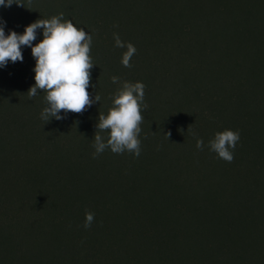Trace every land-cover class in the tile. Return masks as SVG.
<instances>
[{
	"label": "rangeland",
	"instance_id": "1",
	"mask_svg": "<svg viewBox=\"0 0 264 264\" xmlns=\"http://www.w3.org/2000/svg\"><path fill=\"white\" fill-rule=\"evenodd\" d=\"M22 1L31 10L27 15H14L15 4L7 8L0 6L6 30L25 28L37 19L56 16L49 10L50 0ZM76 7L70 15L63 14L61 22L68 21L69 16L78 29L92 37L88 55L93 66L89 69L87 91L93 101L98 95L99 102H93L81 114L70 112L63 120L52 118L46 123L41 113L47 106V93L39 90L32 98L27 93L35 84L36 61L31 48L21 46L23 62L9 61L5 68H0V86H3L0 87V184L6 182V186L0 187V199L10 204L21 196L34 197L43 190L46 196H51L52 191L58 194L47 207L41 205L27 220L9 227L3 226L0 220V252L12 251L9 231H33L40 224L43 227L46 223L40 217L45 214L54 215L65 223L64 231L69 239L64 246L62 244V256L68 264H137V258H141L140 264H161L160 260L167 254L171 258L172 252L164 251L165 247L155 251L138 241L129 221L131 212L137 211L135 205L147 209L154 205L155 196L149 198V189H152L156 190V195L169 193L173 204H186L189 214L196 216L195 220L181 224L191 252L178 264H213L216 236L221 232L220 226L214 223L219 214L221 218L239 220L234 222V239H243L250 248L249 264H262L264 249L259 252L257 248L258 245L264 248L258 244L257 232L261 230L256 226L257 218L253 217L264 215V199L261 198L264 173L257 170L258 165L252 169V159L257 157V164L264 161V144L255 145L264 142V120L260 118L264 113V65L258 64L264 60V0H81ZM113 33H118L125 44L132 43L136 47L131 68L122 65L127 48L115 46ZM42 39L43 30L38 29L33 45ZM169 50L170 55L160 54ZM242 59L246 65L253 66L255 72L241 70L237 63ZM197 66L201 73L192 74L190 69ZM29 74L33 76L31 81L24 78ZM114 76L119 78L118 83L112 82ZM162 78L170 79L160 85ZM133 81L142 82L148 93L144 95L147 109L141 111L139 157L127 151L115 154L106 149L93 158L99 114L108 115L116 93L122 89L119 84ZM7 83L19 87L20 101L6 90L9 89ZM184 86L188 93L179 100L178 93ZM248 87L253 88V92ZM173 94L176 95L171 101L168 97ZM149 110L152 113L145 112ZM224 130L239 131L240 140L234 155L246 159L239 161L241 170L232 171L234 175L227 183H221V178L233 163L218 158L208 147L215 134ZM248 131L257 135L253 138L256 143L251 146L244 135ZM109 132L99 131L105 142ZM197 138L204 141L203 151L196 147ZM133 168H137L135 174ZM136 176L142 187L133 184ZM244 177L246 186L251 187L249 192H255L254 199L250 198L252 201L246 205L248 210L241 205L249 199L242 184ZM106 178L109 185L99 188L98 181ZM25 181L29 189L22 193L18 184ZM233 182L238 187H234ZM125 184H129L126 190L120 191ZM62 187L66 189L62 191ZM135 188L145 191L133 205L130 202H134L131 194L135 193ZM104 191H108V196ZM121 198L124 199L122 205ZM80 203L86 209L96 210L97 214L112 208L113 217L104 223L94 218L91 227L85 229V215L81 218H76V213L66 215V209L70 212L72 206ZM217 203L222 205L217 206ZM169 208L170 205L164 204L159 213L169 214ZM9 214L0 204V218L6 220ZM139 218L150 224V217L145 220L139 215ZM148 230L157 236L176 237L178 234L175 225L161 221L156 226L149 225ZM202 230L210 235L205 242L214 244L216 252H203L197 245V235ZM33 232L27 247L36 250L39 243L48 245L45 251V259H48L50 246H53ZM108 246L114 247L117 253L105 249ZM178 255L180 258L185 255L182 248Z\"/></svg>",
	"mask_w": 264,
	"mask_h": 264
},
{
	"label": "clouds",
	"instance_id": "2",
	"mask_svg": "<svg viewBox=\"0 0 264 264\" xmlns=\"http://www.w3.org/2000/svg\"><path fill=\"white\" fill-rule=\"evenodd\" d=\"M13 4L24 7L18 0H0V6L5 8ZM62 20L63 13L51 19H37L25 27L23 34L10 30L9 34L5 35L6 21L0 18V68H5L9 61L23 62L21 46L31 48L36 61L33 69L35 84L27 93L30 98L37 96L39 90L47 93L45 97L47 106L41 113V119L46 123L52 118L63 120L70 112L81 114L86 107H90L93 102H99L100 99L96 95L93 101L87 91L90 83L89 69L93 66L88 55L92 37L83 29H78L71 20L61 22ZM38 29L43 30V39L33 45ZM113 38L116 47L127 48L121 63L124 67L131 68L130 61L137 52L136 47L132 43L125 44L118 33H113ZM112 82L118 83L119 78L112 77ZM145 87L142 82L134 84L125 82L122 89L116 93L108 115L99 114L97 129L110 132L105 142L99 131H96L93 158L106 149L115 154L127 151L139 157L141 142L138 136L143 121L141 111L147 109V105L144 104ZM61 112L64 115H61ZM239 140V131L224 130L215 134L208 147L218 155V158L231 163ZM196 147L203 151V139L197 138ZM94 218V213L86 212L83 227L90 228Z\"/></svg>",
	"mask_w": 264,
	"mask_h": 264
},
{
	"label": "trees",
	"instance_id": "3",
	"mask_svg": "<svg viewBox=\"0 0 264 264\" xmlns=\"http://www.w3.org/2000/svg\"><path fill=\"white\" fill-rule=\"evenodd\" d=\"M19 3H22L24 5V7L21 6H14L16 7V13L14 15L17 16H22V15H27L28 13L31 12V10L29 9L27 3L25 1L22 0H18ZM81 2V0H50L49 4V10H51L56 16H59L61 13L65 14V15H70V12H73V8L75 7L77 9V5ZM19 11V12H18ZM35 11V10H33ZM45 15V14H43ZM16 16V17H17ZM128 17V15H127ZM0 18H2V16L0 15ZM13 18H15L13 16ZM69 18V20H72L71 17H67L66 20ZM3 19V18H2ZM5 21V19H3ZM73 22H75V20H72ZM77 21V20H76ZM25 28H21V27H15V29H8L6 31L5 35L9 34V31H15L18 34H23ZM8 33V34H7ZM160 54L162 55H170L171 51H166V52H160ZM159 54V55H160ZM237 64L238 67L243 70V71H254V67L251 65H246V63L244 62V59H242V62H238ZM259 65H261L263 67L264 65V60H261L259 63ZM258 67V65H257ZM200 68L199 66L190 69L192 74H198L201 73L200 72ZM255 72V71H254ZM1 74V72H0ZM17 74V73H16ZM5 77V76H3ZM14 77H16V75H14ZM33 76L29 75H25L24 78L28 79L29 81L33 80L32 79ZM11 79V77H8ZM170 78H162V80L160 81V85L163 84V82L168 81ZM132 80H134V77L132 78ZM133 84L136 83V81L132 82ZM120 87H123V84H119ZM7 86L9 89L6 88V90L11 91L12 95L18 100L20 101L21 98L19 97V93H20V89L19 87H14L12 84H8ZM30 86V83H29ZM112 86V83H111ZM0 87H3L2 85ZM160 87V86H159ZM181 89H183V91H181ZM181 89L177 88L178 91H181V93L179 94L178 99L181 100L182 96L183 99L185 98L186 92L187 91V86H184V88L182 87ZM248 89L251 90V92H253V88L248 87ZM248 89L246 91V93H248ZM253 89V90H252ZM185 90V91H184ZM145 94H148L146 91H144ZM176 94H173L172 96L168 97L171 101L174 100ZM197 95L198 92H197ZM38 100H42L38 98ZM214 102H216V100H214ZM238 102V100L236 101ZM5 103L8 104V102L6 101ZM217 103V102H216ZM143 111V110H142ZM148 113H152V110L149 111H145ZM260 118L264 120V113L262 114V116L260 115ZM246 125V124H245ZM251 125L248 126V128H250ZM246 128V127H245ZM240 130L245 131L242 127H240ZM245 137L249 138L247 139V143L251 146L254 145L256 143V140H254L253 138L257 137L256 134L253 133V131H248L247 133L245 132ZM264 144L261 143V145L259 144V142H257L255 145L256 146H262ZM218 157V155H217ZM242 160L245 162L246 159L242 158V156L239 157H235L234 155V160L232 161L233 165H231L230 167L226 168L224 171L225 173L223 174L222 178H221V183H227L228 180L230 179V177H232L233 172L235 171L237 172L238 170H241V168H238L239 165V161ZM253 168L255 169L256 166L257 170H259L260 172L264 173V161L262 163L257 164V157L253 158ZM118 167V166H117ZM116 167V168H117ZM120 167V166H119ZM134 171L133 173L135 174V171H137V168H133ZM148 174L147 176L150 175V173H146ZM111 175V174H110ZM15 175H12V177H14ZM225 176V177H224ZM119 177V176H118ZM227 177V178H226ZM16 179H19V177H14ZM136 178H138L137 176L135 177V181L133 182V184H138V187H142V185L140 184V180L138 181ZM142 178L143 180H145L144 178V173L142 174ZM229 178V179H228ZM203 179V178H201ZM108 178L103 179L98 181V185L99 188H103L104 186H108L109 182L107 181ZM141 180V181H143ZM2 184H0V187H3L4 185L6 186V182L3 181ZM17 184V183H16ZM246 195H248V200H245L244 203L242 205L244 210H248V208H246V205L248 203V201H252L255 197V192H249L250 188L249 186H246L247 184V180L246 177H244L243 182H242ZM20 188L22 187L23 192H25L27 189H29V183H27V181L25 182H21L20 184ZM129 184H125L123 186L120 187V191H124L126 190V186ZM234 187H238V185L233 182ZM67 188V186H65ZM62 187V191H64L66 188ZM65 188V189H64ZM144 188V187H143ZM64 189V190H63ZM136 191L135 193L131 194L134 202H130V204H136V202L139 200L141 194H144V191L141 192V189H137L135 188ZM146 189V188H145ZM243 189V188H242ZM149 192V198H153V196H155V200L152 204H154L151 208L147 209V208H139L136 207L135 208L137 211L141 212L139 214V212L135 211V212H131L130 216H129V221H131V226L134 227L137 236H138V241L146 244L147 246H151L153 248H155V251H160L162 247H165L163 250L167 251V252H172L171 254V258L169 257V255L167 254L164 259L160 260L161 264H167L170 262V264H178L180 263L184 257L188 258L190 256V252H191V248L189 246V243L186 241V237L184 236L182 230H181V224L183 221L188 220V222H191V220H195L196 216L194 215H190L189 212L190 210L186 209V204L182 205V204H173L172 203V197H170L169 193H158V195H156V190L153 191L152 189ZM61 191V192H62ZM173 192H176V190H173ZM52 195L50 196H46V190H43L41 192V194L35 193L34 197H22L17 199L16 202H11L10 204H8V202H6V200H1L0 199V204L2 206H4V209L6 210V212L10 213L9 215H7L6 220H1V223L3 226L5 227H9L10 225H12L15 222H19V221H24L29 219V217H32L35 212L36 209L38 207H40L41 205H43L44 207H47L48 204L50 202H52L53 200H55L57 198V195L55 194L56 192L52 191L51 192ZM105 195L108 196V191H104L103 192ZM264 191L261 192V198L264 199ZM243 195V194H242ZM252 200H251V199ZM47 199V200H46ZM51 200V201H50ZM49 201V202H48ZM111 201H113V199H111ZM124 199H120L119 203L122 205ZM41 203V204H39ZM118 203V204H119ZM164 204L170 205V210L171 212L169 214L166 213H159L160 208H162V206ZM220 205H222V203H220ZM219 203H217V206H220ZM120 207V205H119ZM6 208H11L14 210V212L12 213V210L6 209ZM185 208V209H184ZM3 209V208H1ZM75 211V212H74ZM86 212H92L95 214V219L102 220L103 223L104 222H108L109 220L112 219L113 217V211L112 208L111 209H106V211L102 212L101 214H97L96 210L94 209H86L83 205V203L80 204H76L74 206H72L70 208V212L68 209H66V215H68L70 213V215L76 213L75 217L76 218H81L82 216L85 215ZM60 213V212H59ZM58 213V214H59ZM139 215H143V218L146 220L147 218L150 217V224L145 223L143 220H141L139 218ZM249 215L251 216V213H249ZM253 218H257L256 220V226L257 228H260L261 231L257 232L258 236H259V242L258 244L264 246V215H259V216H254ZM252 218V219H253ZM41 221L44 222L46 224L43 225V227H40L42 224H40L39 226H36L33 231H35L37 233V235L39 236L40 240L43 241H48L53 247L50 246V250L51 253L48 256V259H45V251H48V245L46 244H38V248L35 250V248H28L27 247V243L30 242L31 240V236H33L34 232L32 230H20L18 231L17 229H15V232L12 233L9 231V234L11 235V239H12V251H9L8 254L7 253H3L0 252V264H50L52 261H62L61 264H68L62 256V244L64 246V243L68 241L67 239V234L65 230V223L62 222V220L60 219H56L54 215H43L42 217H40ZM156 219H158V221L164 222V223H169V224H173L177 227L178 230V234L177 236H171L170 234H158L157 235H153L152 232L150 230H148V226L151 224H154L156 226ZM239 221L238 219L235 220L234 218H227V217H222L221 215H216L215 216V221L214 223L219 225L221 228V232L217 233V238H218V242H217V252L215 251V247H213L214 244H207L205 242V239L210 236L208 233H205L202 230V233H198L197 235V245L201 248V251L203 252H211L212 250L216 252V257L213 258L214 262L213 264H244V261L247 262V264H249V260H250V253L248 252L247 245L245 243V241L243 239H238L235 240L234 239V233L236 234V229H235V224L234 222ZM102 223V224H103ZM234 224V226H233ZM2 226V228H4ZM153 227V226H152ZM179 227V228H178ZM12 228V226L9 228V230ZM181 231V233L179 234V232ZM180 240H179V239ZM228 239V241H226V239ZM239 238H242L241 236ZM234 239V240H233ZM226 241V242H225ZM220 242V244H219ZM236 242V243H235ZM235 243L236 246L232 247V244ZM37 245V244H36ZM178 245V246H177ZM26 248H25V247ZM10 247V248H11ZM182 248V252L185 253V255H183L182 258L179 257V249ZM258 250L259 252H262L264 248L260 247L258 245ZM105 249H107L108 251H111V253L114 252V247L112 246H108ZM212 251V252H213ZM117 253V250L114 252ZM250 254V255H249ZM252 257V256H251ZM141 259V258H140ZM140 259H135V263L140 264L141 260ZM161 259V258H159ZM262 264H264V252H263V256H262ZM191 262V261H190ZM190 264H198L195 262H191Z\"/></svg>",
	"mask_w": 264,
	"mask_h": 264
}]
</instances>
